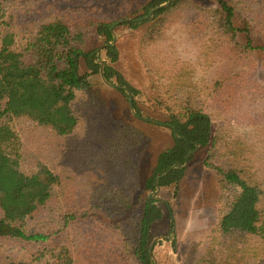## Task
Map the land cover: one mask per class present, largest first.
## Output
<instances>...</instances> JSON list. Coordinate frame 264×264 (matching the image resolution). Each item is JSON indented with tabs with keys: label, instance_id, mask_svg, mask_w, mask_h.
<instances>
[{
	"label": "trees",
	"instance_id": "trees-1",
	"mask_svg": "<svg viewBox=\"0 0 264 264\" xmlns=\"http://www.w3.org/2000/svg\"><path fill=\"white\" fill-rule=\"evenodd\" d=\"M0 1V245L55 250L57 264H155L150 247L162 202L148 198L138 209L133 201L147 137L121 123L108 136L94 133L93 152L91 134L74 136L83 118L80 92L90 87L80 61L91 74L103 62L88 43L96 32L117 62L113 27L129 19L130 29L144 30L140 58L175 141L159 155L146 190L155 192L157 178L184 166L197 145L209 148L204 166L221 186L220 219L195 264H264V0H214L208 8L173 0L142 22L169 0H151L140 13L104 0L108 16L97 3ZM29 20L37 22L33 31L22 27ZM104 71L126 97L125 89L139 93L106 63ZM246 98L262 105L235 115ZM134 108L142 116L136 101ZM15 120L73 136V155L82 159L76 176L75 169L24 166L10 151L6 124ZM185 173L175 169L159 185L178 186ZM5 252L0 248V264H27Z\"/></svg>",
	"mask_w": 264,
	"mask_h": 264
},
{
	"label": "rangeland",
	"instance_id": "rangeland-1",
	"mask_svg": "<svg viewBox=\"0 0 264 264\" xmlns=\"http://www.w3.org/2000/svg\"><path fill=\"white\" fill-rule=\"evenodd\" d=\"M103 1L75 0V2H84L87 5L97 3L104 8V13L108 16L110 11L109 8L106 9ZM150 1L115 0L118 5H126L131 13L138 11L140 13ZM194 1L204 8L216 4L214 0ZM36 26L37 22L32 20L22 25L26 31H33ZM143 31L142 28L139 30L130 29L125 24L114 27V32L117 35L115 47L119 52V58L114 65L108 59L107 51L104 49L106 39L98 36L96 32L93 33L87 47V51L99 48L100 60L112 68L116 65L119 74L130 85L139 88V93L134 96V102L136 101L142 116L137 113L138 117L133 113L129 97H126L120 90L105 86L100 73L91 74L92 72L86 62L81 59L80 73L87 75L90 87L85 93L80 92L83 118H81L80 127L74 133V136L78 135L80 138L91 134L93 144L91 151L93 152L96 151L95 147L97 148L92 138L95 132H102L108 136L109 132L119 124L128 123L144 133L147 140L143 152L137 157L139 188L133 195L134 204L138 209L142 208L144 200L150 198L151 193H153L146 190L145 187L148 179L152 176L159 155L167 147L175 145L172 131L168 127L148 123L142 119H151L160 123L167 120L164 112L158 109L155 95L150 90V78L140 58L139 43ZM113 82L116 83V78L113 79ZM252 101L250 98H246L242 107L237 108L235 115L242 114L244 107L254 114L255 103L259 105L262 103H254L253 99ZM85 102L87 103L84 104ZM252 103L254 104L252 105ZM6 128L9 130L10 151L15 149V153L19 155L24 166L35 169L47 167L58 171L75 169L74 176H76L82 159L79 155H73L71 145L76 141L73 136L57 137L48 129L41 128L28 120H15L7 123ZM260 144L262 145L261 151H264V141ZM208 150L209 148L200 147L192 155L188 166L185 168L184 182H181L184 184L182 189L179 185L166 187L162 188L158 195L170 205L169 208L163 203L159 204L163 210L164 218L157 222L152 230L154 238L162 236L169 238V240L159 241L154 248V256L158 264H195L196 259L204 253L205 244L203 243H207L211 231L218 226L222 191L216 173L204 166L203 161L208 155ZM15 153L14 155H16ZM90 176L91 172H88V180ZM93 181H96V177L93 178ZM174 205L175 208H173ZM111 241L113 242V240ZM58 243L63 247L66 245V242L62 240ZM58 243L53 246L57 248ZM0 248L5 249V253L9 254L11 258H22L27 261V264H57L52 256L55 250H45L44 252L28 248L17 252V248L11 244H1ZM59 249L56 250L57 253Z\"/></svg>",
	"mask_w": 264,
	"mask_h": 264
},
{
	"label": "water",
	"instance_id": "water-1",
	"mask_svg": "<svg viewBox=\"0 0 264 264\" xmlns=\"http://www.w3.org/2000/svg\"><path fill=\"white\" fill-rule=\"evenodd\" d=\"M172 1L173 0H169V2L167 3V4H164V5H162V6H160V7H157V8H155V9H153L150 13H149V15L148 16H146L145 18H142V19H140V20H138V21H140V22H142V21H145V20H148V19H150L151 17H153V15L159 10V9H162V8H166V7H168L171 3H172ZM130 21H132V20H124V21H122L120 24H124V23H126V22H130ZM119 25V24H118ZM117 25H115L114 27H116ZM114 27H113V29H114ZM113 35H114V42L112 43V46H115V42H116V39H117V35H116V33L113 31ZM101 65H102V68H101V70H100V76H101V79H102V81L104 82V84L105 85H107V86H109V87H111V88H117L115 85H113L112 83H110L107 79H106V77H105V71H104V67H105V63L104 62H102L101 63ZM127 92H128V94H129V100H130V105H131V107H132V110H133V113L135 114V115H137V112H136V110H135V108H134V97H133V95H132V93H130L127 89H125ZM138 116V115H137ZM139 117V116H138ZM145 122H149V123H153V124H157V125H159V126H165L164 124H162V123H160V122H157V121H154V120H151V119H144V118H142ZM200 148V146L199 145H197V147H196V151L198 150ZM195 151V152H196ZM194 152V153H195ZM194 153H190L189 155H187V157H186V163H185V165L184 166H182V167H179V166H175V167H172L167 173H165L164 175H162V176H159L158 178H157V180H156V182H155V187L157 188V190L155 191V192H153V193H151V195H150V199H156V200H158V201H160V202H166L164 199H162V198H160L158 195H159V193H160V191H161V186L159 185V181L162 179V178H164V177H166L169 173H171L173 170H175V169H178V168H186L187 166H188V164H189V161H190V158H191V156L194 154ZM157 240L158 239H155V240H153L152 241V243H151V247H150V253H151V255H152V257H153V260H154V262H155V264H158L157 263V259H156V257L154 256V248H155V245H156V243H157Z\"/></svg>",
	"mask_w": 264,
	"mask_h": 264
},
{
	"label": "crops",
	"instance_id": "crops-1",
	"mask_svg": "<svg viewBox=\"0 0 264 264\" xmlns=\"http://www.w3.org/2000/svg\"><path fill=\"white\" fill-rule=\"evenodd\" d=\"M104 63H105V62H104ZM112 65H114V63H113ZM114 68H115L116 70L119 71V69L116 67V65L114 66ZM100 77H101V76H100ZM105 86H107V85H105ZM107 87H109V86H107ZM133 87H134V86H133ZM110 88H111V87H110ZM112 89H114V88H112ZM136 89L139 90V88H136ZM115 90H119V89H118V88H115ZM148 123H149V122H148ZM152 124H153V123H152ZM206 158H207V157H206ZM205 160H206V159H205ZM205 160H204V161H205ZM204 161H203V163H204ZM183 179H184V178H183ZM181 182H184V180L181 181ZM181 182H180V183H181ZM180 186H181V189H182V188L184 187V184L181 183V184H179V187H180ZM165 188H166V187H165ZM169 208H170V207H169ZM173 208H175V205L173 206ZM172 222H173V220H172ZM156 224H157V223H156ZM156 224H155V225H156ZM155 225H154V226H155ZM155 239H158V240H157V243H156V245H157L159 241H161V240H165V239H167V237H165V236H162V237H156V238L153 237V240H155ZM156 245H155V246H156Z\"/></svg>",
	"mask_w": 264,
	"mask_h": 264
},
{
	"label": "flooded vegetation",
	"instance_id": "flooded-vegetation-1",
	"mask_svg": "<svg viewBox=\"0 0 264 264\" xmlns=\"http://www.w3.org/2000/svg\"><path fill=\"white\" fill-rule=\"evenodd\" d=\"M163 203V202H162ZM166 204H168V206L170 207L169 203L167 202ZM166 240V239H165ZM167 240H169V238H167Z\"/></svg>",
	"mask_w": 264,
	"mask_h": 264
}]
</instances>
